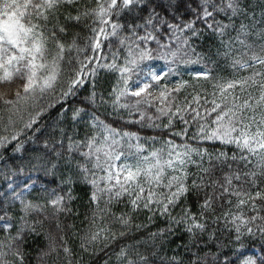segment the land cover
<instances>
[{
    "label": "snow or ice",
    "instance_id": "6c2138e0",
    "mask_svg": "<svg viewBox=\"0 0 264 264\" xmlns=\"http://www.w3.org/2000/svg\"><path fill=\"white\" fill-rule=\"evenodd\" d=\"M0 264H264V0H0Z\"/></svg>",
    "mask_w": 264,
    "mask_h": 264
},
{
    "label": "trees",
    "instance_id": "16d2710c",
    "mask_svg": "<svg viewBox=\"0 0 264 264\" xmlns=\"http://www.w3.org/2000/svg\"><path fill=\"white\" fill-rule=\"evenodd\" d=\"M188 77H187V75L185 76V79H187Z\"/></svg>",
    "mask_w": 264,
    "mask_h": 264
}]
</instances>
